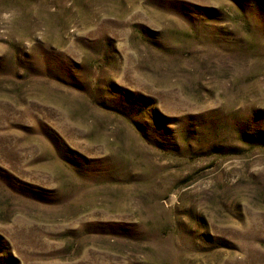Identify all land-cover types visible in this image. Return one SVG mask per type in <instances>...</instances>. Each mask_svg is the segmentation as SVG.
I'll use <instances>...</instances> for the list:
<instances>
[{"label": "rangeland", "instance_id": "obj_1", "mask_svg": "<svg viewBox=\"0 0 264 264\" xmlns=\"http://www.w3.org/2000/svg\"><path fill=\"white\" fill-rule=\"evenodd\" d=\"M0 264H264V0H0Z\"/></svg>", "mask_w": 264, "mask_h": 264}]
</instances>
